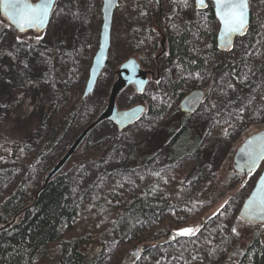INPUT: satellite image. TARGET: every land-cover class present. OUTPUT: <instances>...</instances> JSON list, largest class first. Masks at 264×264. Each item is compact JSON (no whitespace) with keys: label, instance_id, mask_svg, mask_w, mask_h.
Here are the masks:
<instances>
[{"label":"trees","instance_id":"obj_1","mask_svg":"<svg viewBox=\"0 0 264 264\" xmlns=\"http://www.w3.org/2000/svg\"><path fill=\"white\" fill-rule=\"evenodd\" d=\"M145 1L139 5H145ZM187 1L192 9L173 5L172 9H164L155 16L147 4L144 13L137 11L132 26L135 38L129 44L131 54L123 56L114 66L110 53L107 71L114 74L115 67L130 56L138 57L144 67H150L155 63V55L161 50V29L168 35L167 54L163 57L166 70L175 66L179 71L204 75L216 63L211 80L202 87L206 91L205 103L212 96L224 70L228 71V82L240 95L250 88L252 91L257 83L255 79L241 80L244 59L234 56L232 51L235 45L228 52L218 45L217 30L212 28L217 23L212 5L209 4L205 10H197L194 0ZM150 2L157 5L155 0H148ZM198 15L205 18L203 25H195L194 18ZM0 26L2 33L7 25L2 22ZM195 34L202 46L198 45L197 39L194 40ZM263 35L264 16L252 10L251 26L245 38L254 46ZM66 41L73 53L71 67L78 65L80 68L88 62L91 49L86 47L78 50L74 33ZM261 68H264V62ZM187 78L183 74H176L165 85L161 82L155 85L151 83L142 93L134 89L139 104L146 108L143 116L151 115L159 119L160 124L145 138L135 141L129 152L125 153L127 158L121 167L138 169L163 154L168 162L177 166L188 157L203 152L204 132L207 129L204 130L202 126L208 124V119L191 122L194 114L183 113L179 104L172 113L166 104L154 106L148 103L146 97L147 94L163 91V97L170 101L174 99L175 104L180 103L188 94L184 89ZM102 79H106V92L100 98L101 108L98 111L93 109L84 116L83 121H87L84 127L106 106L114 82L108 83L105 73L100 81ZM53 93L55 96L51 97L52 106L48 115L43 122H37L30 133L19 135L0 131L1 171L4 165L8 167L6 171L14 174L21 167L27 168L26 177L21 178L10 191L0 187V264H100L107 257V248L114 242L123 245L113 251L110 262L115 261L118 255H123L121 264H153L157 260L163 261L162 258L177 257L185 260L186 264H237L231 259L230 252L246 235L236 225L229 228L231 208L223 217H220V213L206 217L204 213L209 205L206 208L200 206L223 183L213 184L212 181L196 194L188 186L186 178H182L177 171L143 174L136 178L131 193H122L124 185L121 183L108 182L100 187L98 197L91 206H80L73 200L74 184L68 172L82 162L102 161L105 154L109 155L113 142H99L85 149L92 140L91 133L71 159L74 161L69 171L63 169L42 189L47 174L67 150L65 139L71 136V130L79 121L80 111L85 105V101L80 98L67 107L66 102L71 99L70 91L62 94L57 90ZM242 122V117L238 116L234 119L222 118L213 127L212 135L227 138L229 129ZM258 122L257 119L252 120V124ZM117 132L122 133L119 128ZM209 163L201 161L198 168ZM191 168L187 170L186 177L195 167ZM232 177L235 178V174ZM183 206H188V211L180 212L179 208ZM170 209H176V217L169 215ZM184 229L194 231L182 234ZM179 238L182 240L180 244L175 242ZM130 244H133L134 249L129 247ZM252 247L238 264H264V242H261L259 235H254ZM132 250L139 252V256L133 255Z\"/></svg>","mask_w":264,"mask_h":264},{"label":"rangeland","instance_id":"obj_2","mask_svg":"<svg viewBox=\"0 0 264 264\" xmlns=\"http://www.w3.org/2000/svg\"><path fill=\"white\" fill-rule=\"evenodd\" d=\"M143 1L145 0H121V5L115 13L111 48L114 66L115 63L123 59V56L131 54L129 44L135 38L132 26L135 22L136 12L141 11L144 13L145 5L148 4L155 16L159 14L157 5H154L153 2L148 3V0L145 1V5H139ZM173 5L192 9L187 0H164L165 10L172 9ZM250 5L251 10L256 14L264 16V0H250ZM101 8L102 0H60L55 7L49 28L38 36L31 34L20 36L9 26H6V30L1 33L0 26V131H8L19 135L30 133L32 127L37 122H43L48 115L52 106L50 103L51 97L55 96L53 92L57 90L62 94L70 91L69 97L71 96V99L67 100V107L82 98L89 77V68L99 46L102 26ZM181 14L183 13L181 12ZM194 21L195 25H203L206 22L201 15L195 17ZM1 23L0 18V25ZM212 28L218 31V21L216 27L213 26ZM73 33L78 50L86 47L91 49V56L88 62L81 66L82 68H79L78 65L71 67L73 53L66 39ZM196 39L197 35L195 34L194 40ZM196 42L199 46H202L199 39ZM232 52L234 56L244 59V71L241 80L255 79L257 84L252 91L250 88L246 93L240 95L228 82V71L224 70L222 72L217 80L216 87L213 89L212 96L208 98V102L191 117V122H196L201 118L208 119V124L202 126L204 130L207 129L204 132L202 153L188 157L177 166L168 162L163 154L158 155L148 163H144L138 169L132 170L131 168L121 167V164L127 158L125 153L129 152L135 141L149 135L155 126L160 124L159 119L151 115L143 116L120 134L117 132L118 127L113 125L114 123L106 121L92 132V140L86 144L85 149H89L93 144L99 142L113 141L109 155L105 154L103 160L98 163L82 162L80 166L78 164L69 171L72 161H74L70 160L64 168L69 171L68 176L74 184V202L84 207L91 206L98 197L100 187L108 182L123 184L124 190L122 193L129 194L133 191L135 180L139 175H157L164 171L173 173L177 171L182 178H186L185 181L188 186L196 194L207 188L212 181H214L213 184L223 183L211 197L202 201L200 206L206 208L209 205L204 213L206 217L214 216L216 213H220V217H223L231 208L229 228L236 225L246 235L240 242L235 244L230 252L233 261L239 263L241 258L238 255V252H240L239 246L248 252L247 255L250 253L248 250L249 247L253 246L254 235H259L261 242H264V224H259L257 227L242 222L238 218L239 210L264 170V162L258 170L250 172L246 176L238 173L233 167L237 149L244 143L245 139L264 130V105H262L264 104V68H261L264 62V35L259 38L258 44L254 46H251L245 37L237 39ZM215 65L216 63H213L204 75L179 71L175 66L168 70L163 67L161 84L165 85L176 74H183L188 77L184 89L189 93L192 88H202L211 80L212 72L216 68ZM103 73L109 80L108 83L112 80L115 81L116 75L110 73V70L107 71L106 68ZM105 81L106 79L101 81L99 79L95 92L84 100L85 105L80 111L79 121L73 126L71 136L65 139L66 148L87 127H84L87 123V121H83L84 116L89 115L88 113L92 112L93 109L98 111L101 108L100 98L106 92ZM152 84L155 85L156 83ZM133 91L134 87H130L119 99L120 109H127L139 104V98ZM146 97L148 103L154 106L166 104L172 113L175 112L179 104H175L173 98L170 101L163 97V91L147 94ZM237 116L242 117L243 122L230 128L227 138H216L215 135H212L213 127L217 125L220 119H234ZM254 119L259 122L252 124ZM244 134L246 136H243ZM26 152L28 151L26 150ZM201 161L210 163L199 169ZM191 167L195 168L190 176L186 177V172ZM6 168L8 167L4 165L2 167L3 171L0 169V187L5 191H10L21 178L26 177L27 168L21 167L17 174L11 173L9 170L6 171ZM234 174L235 178L232 177ZM188 209V206H183L179 208V211L185 212ZM168 213L172 217L177 215L176 209H170ZM175 242L180 244L182 240L179 238ZM121 245L123 243H111L106 250L107 257L100 264H107L106 262L121 264L123 255H118L115 261L110 262L113 251L120 249ZM129 247L134 249L133 244H130ZM131 252H133V255L139 256V252L136 250ZM162 260L161 262L157 260L153 264H186V261L179 257L175 259L162 258Z\"/></svg>","mask_w":264,"mask_h":264},{"label":"water","instance_id":"obj_3","mask_svg":"<svg viewBox=\"0 0 264 264\" xmlns=\"http://www.w3.org/2000/svg\"><path fill=\"white\" fill-rule=\"evenodd\" d=\"M59 0H50L48 15L42 25L38 27L24 25L23 30L9 18L5 13V9L0 5V18L8 26L13 28L20 36L33 34H43L50 26L55 12L56 4ZM199 10H205L211 2L216 19L219 24L217 31V42L219 47L224 51H230L236 40L243 38L251 26V5L250 0H246L247 7L245 9V23L242 29L236 31L229 30L220 13L219 6L216 0H194ZM41 0H31V3L38 4ZM159 8L162 9L163 0H157ZM120 6V0H102L101 16L102 26L100 32L99 46L93 56L90 68L89 77L85 86L83 100L91 96L98 85L99 79L110 63L109 55L112 48V33L114 17L117 9ZM115 74L116 82L113 84L110 92V97L105 109L74 139L67 151L61 156L56 164L51 168L46 176L45 183L42 189H45L49 181L59 174L76 154L78 149L84 143L90 133L94 131L100 124L106 121H113L121 130H125L135 124L144 114L145 107L142 105L134 106L128 109H120L118 106V96L128 86L134 85L138 91L142 92L149 81V77L153 72L143 69L136 58H129L118 69ZM206 93L203 89H196L186 95L180 102L182 112L192 114L199 111L205 104ZM264 162V130L259 131L247 137L244 143L237 149L233 161L234 169L246 176L250 172H254L260 168ZM238 218L249 224H264V170L256 181L251 193L244 201L238 213ZM142 252L144 248L142 247ZM58 264V263H53Z\"/></svg>","mask_w":264,"mask_h":264},{"label":"snow or ice","instance_id":"obj_4","mask_svg":"<svg viewBox=\"0 0 264 264\" xmlns=\"http://www.w3.org/2000/svg\"><path fill=\"white\" fill-rule=\"evenodd\" d=\"M203 4V0H200ZM221 17L229 30L242 29L245 23L246 0H216ZM50 0H41L38 4L31 0H0L6 15L13 19L23 30L24 25L38 27L45 21L49 11ZM193 229H184L182 234H190Z\"/></svg>","mask_w":264,"mask_h":264},{"label":"flooded vegetation","instance_id":"obj_5","mask_svg":"<svg viewBox=\"0 0 264 264\" xmlns=\"http://www.w3.org/2000/svg\"><path fill=\"white\" fill-rule=\"evenodd\" d=\"M194 4H195V1H194ZM195 7L197 9V6L195 4ZM198 10V9H197ZM160 38H161V42H160V45H161V50L155 55V65L154 63L150 66V67H146L147 69H149L150 71L153 72V75L151 74L150 75V79H152L153 82L157 83V82H161V74H162V68L164 67L166 69V66L164 64V60H163V57L166 56L167 54V47H166V41H167V38H168V35H166L164 32H162V30L160 29ZM154 65V66H153ZM163 76V75H162ZM150 82V81H149ZM197 89H202V88H197ZM193 90H196V89H193ZM192 90V91H193ZM204 90V89H203ZM191 91V92H192ZM205 91V90H204ZM206 93V91H205ZM204 106V105H203ZM198 112V111H197ZM196 112L192 113V114H195ZM187 114V113H186ZM240 250V252H238V255L239 257H243L247 254V251L239 246L238 247ZM253 249V247H251V250Z\"/></svg>","mask_w":264,"mask_h":264},{"label":"bare ground","instance_id":"obj_6","mask_svg":"<svg viewBox=\"0 0 264 264\" xmlns=\"http://www.w3.org/2000/svg\"><path fill=\"white\" fill-rule=\"evenodd\" d=\"M243 222V221H242Z\"/></svg>","mask_w":264,"mask_h":264}]
</instances>
